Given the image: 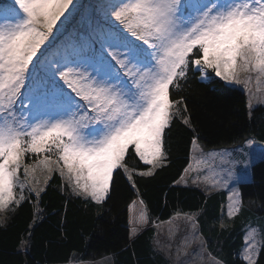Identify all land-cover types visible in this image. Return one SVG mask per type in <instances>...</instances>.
<instances>
[{
	"label": "snow or ice",
	"instance_id": "obj_1",
	"mask_svg": "<svg viewBox=\"0 0 264 264\" xmlns=\"http://www.w3.org/2000/svg\"><path fill=\"white\" fill-rule=\"evenodd\" d=\"M112 9L115 20L143 43L120 35L116 47L123 51L109 52L111 60L87 56L58 70L71 91L57 85L51 97L29 95L27 102L37 111L53 109L48 119L32 123L17 114L16 103L30 68L40 64H33L37 54L45 55L42 46L61 18L66 23L76 9L73 0H12L0 5V209L16 201V189L25 187L30 166L23 161L29 153L56 154L55 161L45 155L39 164L51 172L55 163L73 191L96 204L108 199L117 169L128 173L124 160L130 147L155 167L165 154V130L183 104L171 99L170 88L181 87L190 65L205 79L211 70L226 82L240 83L241 62L245 70L264 77V0H121ZM193 150L204 154L198 145ZM230 178L231 169L216 183ZM233 196L229 216L242 206L238 193ZM139 223H147L146 213H141ZM255 248L253 243L246 250L249 264H255Z\"/></svg>",
	"mask_w": 264,
	"mask_h": 264
},
{
	"label": "trees",
	"instance_id": "obj_2",
	"mask_svg": "<svg viewBox=\"0 0 264 264\" xmlns=\"http://www.w3.org/2000/svg\"><path fill=\"white\" fill-rule=\"evenodd\" d=\"M180 84L179 89L170 88L171 99H181L183 104L179 106L181 114L165 130L162 166L151 176L138 174L149 166L133 148L124 160L134 171L132 188L145 208L150 226L113 254V264H169L154 248L156 225L178 214L198 212L200 233L209 253L223 264H249L242 256L245 228L250 211L264 215V160L254 162L251 180L238 185L245 212L232 219L224 217L225 226H221L228 201L225 190L209 195L177 182L190 166L193 141L208 149L232 146L245 138L264 144V107L251 113L244 92L218 78L201 80L200 72L192 65ZM184 105L187 111H183ZM184 119L189 123L185 124ZM63 186L62 177L55 173L39 195L27 191L24 200L13 206L4 222L0 221V264H70L86 257L105 206L90 198L73 196ZM255 264H264V243Z\"/></svg>",
	"mask_w": 264,
	"mask_h": 264
},
{
	"label": "rangeland",
	"instance_id": "obj_3",
	"mask_svg": "<svg viewBox=\"0 0 264 264\" xmlns=\"http://www.w3.org/2000/svg\"><path fill=\"white\" fill-rule=\"evenodd\" d=\"M120 2L121 0H73L76 10L66 23H64V17L61 18L56 29L53 30L52 36L40 50L45 53L44 57L38 53L37 58L33 61V64H36V61L40 60V64L36 68H30L29 78L22 90L23 96L16 103L18 115L27 116L32 123L49 118L53 113L51 107H44L37 111L28 104L26 98L29 95L51 97L56 92L57 85L63 87L66 92H70L71 90L64 85L58 75V70H67L66 65L75 66V61L93 55L97 57L104 55L111 60V57L108 56L109 52L123 51L122 48L116 47L119 44L118 37L120 35L126 36L137 44L143 43L132 37L111 15L112 5ZM182 2L194 3L195 0H182ZM11 3L12 0H7L6 3H0V5ZM67 15L68 13H65V16ZM62 23L63 27H61ZM144 47L147 46L144 45ZM112 63L115 67H119L115 65L114 61ZM237 71L240 83L226 82L216 77L211 70H209L206 79L200 73V79L209 81L212 78H218L226 85L240 89L247 96L248 105L251 101L252 107L249 108L251 113L257 107H264V77H260L255 71L245 70L242 62ZM125 79L127 78L125 77ZM72 95L75 94L72 93ZM81 103L83 102L81 101ZM197 145L203 149V156L193 150ZM193 149L190 166L177 182V185L197 187L209 195L215 191L225 190L228 194V201L222 213L221 223V226H225L224 217L232 219L234 216L242 215L245 212V205L242 204L239 212L229 216V212L236 201L233 193L236 192L239 195L238 185L241 182L251 180V165L258 160H264V144H259L251 138H245L232 146L215 149L205 148L202 144L195 142ZM45 155H48L52 161L57 159L54 153L40 154L39 156L29 153L25 156L23 163L30 166V176L25 181V187L22 191L20 188L16 189L17 200L6 208L0 209V221L4 222L13 206L24 200H19V196L23 195L25 198L27 191L36 194L39 191L40 194L55 173L60 175L55 163L51 165L54 169L51 172L39 164ZM164 158L165 154L162 161L157 162L155 167L145 164L141 160L149 168L145 171H137L138 174L148 171L153 174L156 169L162 166ZM128 169V173H124L122 169H117L114 172L113 187L108 199L104 201V216L97 223L92 236L91 248L82 261H74L70 264H113V254L126 247L144 229L150 226L145 208L132 188V179H128L129 175L132 177L134 171ZM229 169H231L230 180L216 183L221 175L228 174ZM61 177L64 184L62 189L73 196L85 197L84 195H77L73 191L67 176ZM20 178L24 180L23 166ZM142 212L146 213V224L139 223ZM200 214V212L178 214L170 220L156 225L157 234L153 242L154 248L168 259L169 264H223L214 258L206 247L205 240L200 233L198 222ZM249 215L245 228V246L242 250V256L248 263L249 260L246 259L247 248L253 243L256 244V248L253 250V257L256 260L259 248L264 243V215H256L253 211H250ZM134 228L137 229L135 233H133ZM253 230L254 235H250Z\"/></svg>",
	"mask_w": 264,
	"mask_h": 264
}]
</instances>
